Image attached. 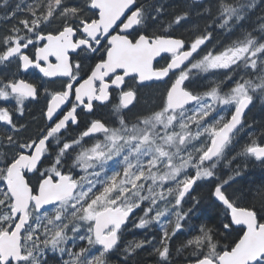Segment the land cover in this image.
<instances>
[{
	"label": "snow or ice",
	"instance_id": "snow-or-ice-1",
	"mask_svg": "<svg viewBox=\"0 0 264 264\" xmlns=\"http://www.w3.org/2000/svg\"><path fill=\"white\" fill-rule=\"evenodd\" d=\"M262 6L0 0V264H264Z\"/></svg>",
	"mask_w": 264,
	"mask_h": 264
},
{
	"label": "trees",
	"instance_id": "trees-1",
	"mask_svg": "<svg viewBox=\"0 0 264 264\" xmlns=\"http://www.w3.org/2000/svg\"><path fill=\"white\" fill-rule=\"evenodd\" d=\"M256 11L257 14H260L262 11H264V6L258 7ZM205 23H206L205 20L201 18L197 19V27H199L200 29H202L205 26ZM3 26H4L3 23L0 22V28H2ZM214 39H215V43L220 44L225 41V36L217 32L215 34ZM253 112L254 114L252 113L250 118H252V123L254 122V124H256V128H258L259 124H264V102H262L260 112H258V110H255ZM222 169H223V165H222ZM224 172L226 173L227 169H224ZM261 185H264V168H261L258 165H250L247 174L243 178H240V182L234 185V188L243 189V191L247 194L249 189L254 190L260 187ZM202 191L206 193L207 190L202 189ZM150 234L151 236L158 235V233L151 231ZM183 238H184L183 236H180L179 238H174L173 247L175 248V246H177ZM121 259H122V255L121 253H118L119 264H121ZM154 259L155 258L149 254V249L146 248V251L145 249H141L140 251H138L136 256L129 261V264H153ZM181 259L183 260L182 257L178 258V260Z\"/></svg>",
	"mask_w": 264,
	"mask_h": 264
},
{
	"label": "flooded vegetation",
	"instance_id": "flooded-vegetation-1",
	"mask_svg": "<svg viewBox=\"0 0 264 264\" xmlns=\"http://www.w3.org/2000/svg\"><path fill=\"white\" fill-rule=\"evenodd\" d=\"M166 5L168 6V13H169V18L171 16V13L173 11L175 12H179L184 10L186 7H189L191 5V0H165ZM192 11V15L190 17V20L188 21V23H186L177 34H184V35H188L190 34L191 31H193L195 29V27H197V19L200 18L197 14H196V9H191ZM155 90L154 89H145L144 92L142 93L143 96L147 97V98H151L154 94ZM43 99H41L38 103H34L33 105H31L30 107V113L28 114V123L30 125V132H34L35 131V125L39 123V120L33 121L31 119L32 115L35 116H39V112L41 107L43 106ZM261 105H262V101L257 98L255 100V106L252 107L251 111L248 112L247 114V120L249 123H252V118L251 115L252 113L254 114L253 111L258 110V112L261 111ZM250 113V114H249ZM257 115V113H256ZM261 117V116H260ZM259 117V118H260ZM261 126V124L258 125V128ZM256 127V124H255ZM146 236V230H130L128 232L125 233L124 235V241L125 240H138V239H143ZM146 251V248H145ZM146 253V252H145ZM111 264H119L118 261V253L114 254L111 260ZM178 264H183V260H178Z\"/></svg>",
	"mask_w": 264,
	"mask_h": 264
},
{
	"label": "bare ground",
	"instance_id": "bare-ground-1",
	"mask_svg": "<svg viewBox=\"0 0 264 264\" xmlns=\"http://www.w3.org/2000/svg\"><path fill=\"white\" fill-rule=\"evenodd\" d=\"M251 109H252V108H251ZM249 114H250V113H249ZM256 117H257V116H256ZM256 117H255V118H256Z\"/></svg>",
	"mask_w": 264,
	"mask_h": 264
}]
</instances>
